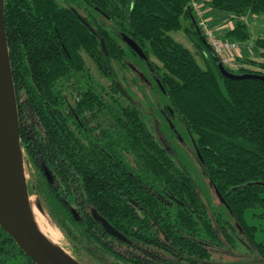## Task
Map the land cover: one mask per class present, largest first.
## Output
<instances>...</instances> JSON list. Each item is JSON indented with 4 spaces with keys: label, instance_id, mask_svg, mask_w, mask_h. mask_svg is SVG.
<instances>
[{
    "label": "trees",
    "instance_id": "16d2710c",
    "mask_svg": "<svg viewBox=\"0 0 264 264\" xmlns=\"http://www.w3.org/2000/svg\"><path fill=\"white\" fill-rule=\"evenodd\" d=\"M199 1L229 17L232 27L220 38L235 42L231 57L241 68H225L264 75V62L256 59L264 58V37L253 42L255 58L238 50L248 49L249 17L264 15V0ZM193 19L198 22L190 0L5 1L30 194L43 204L54 201L59 211L49 205L47 212L85 264H264V242L246 217L264 209V81L224 76ZM178 31L204 66L172 37ZM84 53L110 79L109 91L93 80L83 87ZM140 67L161 101L128 75L148 82ZM157 113L171 129L178 119L192 138L223 211L204 194L207 209L201 187L161 137ZM20 258L34 264L0 226V264Z\"/></svg>",
    "mask_w": 264,
    "mask_h": 264
},
{
    "label": "water",
    "instance_id": "95a60500",
    "mask_svg": "<svg viewBox=\"0 0 264 264\" xmlns=\"http://www.w3.org/2000/svg\"><path fill=\"white\" fill-rule=\"evenodd\" d=\"M5 1L0 0V226L13 237L19 248L34 264H85L60 245L50 241L40 232L32 217V195L21 145L18 104L5 27ZM193 21L204 45L224 76L231 79L253 78L264 81V75H236L229 72L202 35L196 21L194 19ZM125 41L136 54L146 59L144 51L134 40L126 36ZM161 137L164 139V135L161 134ZM47 177L50 180L49 173ZM199 196L210 210L209 202L202 191H199ZM36 198L37 208L41 212L46 211L38 195ZM92 213L109 234L119 236L118 231L106 219L95 210ZM74 215L77 213L74 212Z\"/></svg>",
    "mask_w": 264,
    "mask_h": 264
},
{
    "label": "rangeland",
    "instance_id": "374dc122",
    "mask_svg": "<svg viewBox=\"0 0 264 264\" xmlns=\"http://www.w3.org/2000/svg\"><path fill=\"white\" fill-rule=\"evenodd\" d=\"M91 11H93V10H90L89 12L92 13L96 18H99L98 13L91 12ZM202 11H203V15L206 16V17L202 16L203 19L206 20L208 25H209V23L212 24L211 27L208 26L209 27L208 30L206 32H204V34H203V36L208 40L209 44L212 45V47L214 48L213 44H216V42L214 40L217 39L216 41H220L219 43H221V44H222V42H228L232 45H235L234 41L220 38V35L223 34L224 30L221 29V26L218 27V24H214V21L217 19L216 15H218V14L221 15L222 17H225L226 20L229 17L223 15L222 12H217V11H212V10L209 11L208 9H205L204 7H202ZM213 12H217V13H214V15H212V17H211L210 13L212 14ZM196 17L198 18L197 23H199L200 29L203 31V26L201 25L202 19L200 17H198L197 15H196ZM248 24H249V31L251 33V39L246 43L248 46V49L238 47V50H243V51L247 50L248 51L247 55L252 56V54H249V52H253L252 47H253L254 40H256L258 37H264V15H252V16H250ZM171 35L176 41L182 43L185 47L189 48L195 54L198 62L202 66H204V62H203L202 57L199 55V53H197L196 48L194 47L193 43L186 36L185 33H183L182 31H178V32H172ZM249 47L251 48V50ZM242 54L244 55L245 52H243ZM128 56H129V60L133 61L134 58L131 59V55H129V54H128ZM227 56L230 58V60L232 61V63L235 66V62L232 59V57L229 55V53H227ZM83 58H84L86 66L89 69L88 70L89 74H86L89 76V78H86V77L84 78L85 80L83 81V87L86 88L87 86L92 85V80H93L95 82V84L98 83V85H100L101 87H104L105 89H107L109 91L110 90L109 85L111 83L110 79L107 78L106 76H104L100 72V70L97 68L96 64L94 63V61L91 58H89V56L87 54L84 53ZM151 59L154 62H156V59L153 56ZM258 60L264 62V58L258 57ZM136 62H138V61H136ZM231 64L230 63H224V67H229V68L235 70L236 68L232 67ZM137 68H139V67H137ZM240 68H241V65H238L237 70ZM140 70L146 76V78L148 79V82L145 83L143 80L141 81L140 80L141 76L136 72L129 71L128 75H131L132 77L136 78V81H138V83L140 82L139 85L142 87V90L148 94V96H153L156 99H158L159 101H161V94L159 93L158 89L155 87L152 79L148 78L147 72L145 71V73H144V71L142 70L141 67H140ZM94 82H93V84H94ZM121 101L124 103V105H128V101H126L125 99L121 98ZM157 115H158V119H159L160 125H161V133L165 136V138L167 137L168 140L170 141L172 147L174 148L175 155L178 157L180 162L186 167L187 170H189V172L195 178L196 182L201 187L202 192L208 198H211L215 207L219 208L220 211H223V208L220 205L217 198H215L214 193H213L212 189L210 188L207 179L204 177V175L201 172V169L199 167V163L197 161V157L195 154L192 138L189 137L187 131H185L184 128L181 127V125L176 122L178 119L174 122L175 125H174V127L172 126L173 129H171L168 126L166 120L162 116H160L158 113H157ZM175 129H176V131H174ZM175 136L176 137L178 136V139ZM26 167H27L26 172H27V177H28L27 179L29 182L28 184H29V186H31L32 181H33V178H31L32 172H30V168L27 165H26ZM36 197H37L36 194L32 195V198L35 201L37 199ZM53 202L54 201H51L49 205L51 207H53V209L55 208L54 210L57 211L58 208H56V206L54 205ZM49 205H48V203L44 202V206H45L46 211L44 210V212H42V215L45 216L49 222H52L54 227L57 229V231L59 233V237H60V238H58V245L63 247L67 252H69L71 254V250L69 248V242H68L66 236L61 231V229L57 226L56 222L52 219L50 214L47 212L49 207H50ZM58 211H59V209H58ZM56 213L59 214L58 212H56ZM256 214L260 215V217L252 218L251 213L247 214L246 217L248 219V222L252 226H256L258 228L257 234H256V239L260 242H264V209L257 210ZM22 262H23V259L20 258L18 260H12L10 262V264H23Z\"/></svg>",
    "mask_w": 264,
    "mask_h": 264
},
{
    "label": "built area",
    "instance_id": "2783aa9c",
    "mask_svg": "<svg viewBox=\"0 0 264 264\" xmlns=\"http://www.w3.org/2000/svg\"><path fill=\"white\" fill-rule=\"evenodd\" d=\"M190 7H192L193 8V11H195L196 15L202 19L201 25L203 26V31L206 32L209 27H208V24H207L206 20L203 19V17H202L204 15H203V11H202V7L203 6H202L201 2L199 0H190ZM216 40H214L216 42V44H213V46L215 48V52L220 57L221 62L223 64L224 63H230L231 64L232 61L227 56V53H229V55L231 56V50H233L237 46L232 45V44H230L228 42H222V44H221V43H219L220 41H216ZM231 66L234 67V68H236V69L238 67L236 65L234 66L233 63L231 64Z\"/></svg>",
    "mask_w": 264,
    "mask_h": 264
},
{
    "label": "bare ground",
    "instance_id": "6f19581e",
    "mask_svg": "<svg viewBox=\"0 0 264 264\" xmlns=\"http://www.w3.org/2000/svg\"><path fill=\"white\" fill-rule=\"evenodd\" d=\"M31 213L40 232L46 235L54 244H58L59 233L52 222H49L42 212L37 208L36 202L31 198Z\"/></svg>",
    "mask_w": 264,
    "mask_h": 264
},
{
    "label": "crops",
    "instance_id": "0c3cea01",
    "mask_svg": "<svg viewBox=\"0 0 264 264\" xmlns=\"http://www.w3.org/2000/svg\"><path fill=\"white\" fill-rule=\"evenodd\" d=\"M214 13H217V12H213L212 14L210 13V16L212 17V15H214ZM216 17H217V19L214 21V24H218V27L219 26H221V29L222 30H224V29H227V28H230V27H232V25L230 24V25H227L226 23H225V17H222L221 15H216ZM224 20V21H223ZM221 22V23H220ZM252 57H254L255 58V56L253 55ZM256 59H258V58H256Z\"/></svg>",
    "mask_w": 264,
    "mask_h": 264
}]
</instances>
